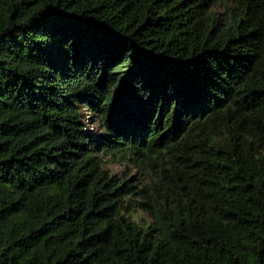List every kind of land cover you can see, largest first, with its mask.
<instances>
[{
  "label": "trees",
  "instance_id": "trees-1",
  "mask_svg": "<svg viewBox=\"0 0 264 264\" xmlns=\"http://www.w3.org/2000/svg\"><path fill=\"white\" fill-rule=\"evenodd\" d=\"M0 264H264V0H0Z\"/></svg>",
  "mask_w": 264,
  "mask_h": 264
},
{
  "label": "rangeland",
  "instance_id": "rangeland-1",
  "mask_svg": "<svg viewBox=\"0 0 264 264\" xmlns=\"http://www.w3.org/2000/svg\"><path fill=\"white\" fill-rule=\"evenodd\" d=\"M92 130H95L96 127L94 125L91 126ZM112 170L118 174H122L124 172V169L121 166L115 165V166H111ZM140 215L147 220V218L145 217V215L143 213H140Z\"/></svg>",
  "mask_w": 264,
  "mask_h": 264
}]
</instances>
